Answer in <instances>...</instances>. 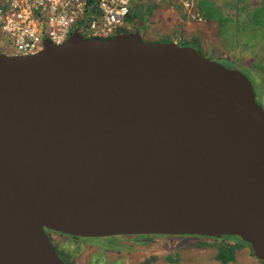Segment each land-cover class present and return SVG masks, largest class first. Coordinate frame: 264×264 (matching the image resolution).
I'll use <instances>...</instances> for the list:
<instances>
[{
	"label": "water",
	"instance_id": "95a60500",
	"mask_svg": "<svg viewBox=\"0 0 264 264\" xmlns=\"http://www.w3.org/2000/svg\"><path fill=\"white\" fill-rule=\"evenodd\" d=\"M49 231L234 237L264 264L252 80L138 32L0 51V264H66Z\"/></svg>",
	"mask_w": 264,
	"mask_h": 264
},
{
	"label": "rangeland",
	"instance_id": "374dc122",
	"mask_svg": "<svg viewBox=\"0 0 264 264\" xmlns=\"http://www.w3.org/2000/svg\"><path fill=\"white\" fill-rule=\"evenodd\" d=\"M201 2L204 5L203 8H198L197 3H194L198 18L191 20L195 23L205 24V28L207 27L210 32L203 33L198 38H193V35L181 38L179 33H175L183 30L182 26L175 25V18H180L184 13L189 17L177 1L133 0L131 12L135 16H144L145 24H140L142 29H139V33L142 34L145 42L165 43L164 41L174 42L176 40L180 46L197 49L206 59L246 74L254 84L258 103L264 108V0H201ZM257 8L259 9L254 22L252 17ZM199 9L201 14L197 11ZM207 9L210 10L207 12L208 15ZM158 12L161 15L159 21L155 18V14L158 15ZM161 21L162 23L166 21L165 28L159 27ZM135 22V19L133 21L126 20L125 30L127 32L137 31L138 25ZM184 33L191 34L192 31L188 30ZM251 34L256 36L253 41L258 39L259 43L261 42L259 45L257 44L258 46L249 39ZM238 43L241 44L238 45ZM0 51L2 53L9 52L4 49H0ZM250 62H252L251 67H248ZM52 235L57 249L67 264H138V258H148V256L144 257L148 250L166 248L161 242L154 246L138 243L139 237L83 240L55 233ZM230 241H236V245H241L240 241L235 238ZM199 245L206 248L209 251L207 254H210L208 244ZM242 245H244V249L237 252V255L227 253L224 256L225 259L230 260L228 264H259L251 248L246 244ZM216 247L219 248L220 244H216ZM136 254L140 256L136 257ZM154 261L157 264H164L162 258L153 260V263ZM190 264L201 263L198 259Z\"/></svg>",
	"mask_w": 264,
	"mask_h": 264
},
{
	"label": "built area",
	"instance_id": "2783aa9c",
	"mask_svg": "<svg viewBox=\"0 0 264 264\" xmlns=\"http://www.w3.org/2000/svg\"><path fill=\"white\" fill-rule=\"evenodd\" d=\"M192 20L195 0H175ZM133 0H0V49L34 56L49 40L62 45L72 34L109 39L126 26Z\"/></svg>",
	"mask_w": 264,
	"mask_h": 264
},
{
	"label": "flooded vegetation",
	"instance_id": "af4514ba",
	"mask_svg": "<svg viewBox=\"0 0 264 264\" xmlns=\"http://www.w3.org/2000/svg\"><path fill=\"white\" fill-rule=\"evenodd\" d=\"M235 63V62H234ZM54 232H48V234L52 238V243L57 250L60 258L65 262L63 256L61 255V252L59 249H57V245L54 242L53 234ZM58 234V233H55ZM61 236L62 235L58 234ZM71 237V236H69ZM138 238V243L146 244L149 246H154L158 244V242H161L163 245L166 246V248L162 250H155L150 249L147 251V254L144 255L148 256V258H138V264H157L153 263V260H158L162 258V261L164 264H190L193 261H197L199 259L201 264H226L223 262L224 256L227 253L235 252V255H237V252L242 251L245 244L240 239L235 238L240 241V244H235L236 241H230V239H234V237H202V236H189V235H146V236H129ZM126 237V238H129ZM74 238V237H73ZM121 238V237H116ZM125 238V237H124ZM82 239V238H78ZM86 240V239H83ZM206 243L209 246L210 254L208 255L209 251L206 250V248H203L199 244ZM216 244H220V247L217 248ZM160 251L161 253L157 252ZM163 251V252H162ZM196 251L194 254L193 252ZM135 256V255H133ZM140 255L136 254V257H139ZM218 257V259H217ZM259 262V261H258ZM66 263V262H65ZM67 264V263H66ZM228 264V263H227ZM259 264H261L259 262Z\"/></svg>",
	"mask_w": 264,
	"mask_h": 264
},
{
	"label": "crops",
	"instance_id": "0c3cea01",
	"mask_svg": "<svg viewBox=\"0 0 264 264\" xmlns=\"http://www.w3.org/2000/svg\"><path fill=\"white\" fill-rule=\"evenodd\" d=\"M170 2L172 1V0H169ZM173 1H175V0H173ZM195 2L197 3V5H198V8H203L204 7V5H203V3L201 2V0H195ZM181 5V4H180ZM199 13H200V9L199 10H197ZM148 12H151V11H148ZM159 13V12H158ZM201 14V13H200ZM163 16H165V14H163ZM155 18H156V20L157 21H159L160 20V18H161V15H160V13L157 15V13L155 14ZM253 18V17H252ZM166 21H164L163 23H162V21L161 22H159V27L162 29V28H165V23ZM174 23H175V25H177V26H182V28H183V30L182 31H179V32H175V33H179V37H181V38H183V37H187L186 35H193L192 37L193 38H198V37H200L201 35H203V33L205 34V33H207V32H210V31H208V29H207V27L205 28V24H201V22L200 23H195V22H193L192 20H191V18H190V16L188 17V16H186L185 15V13L183 14V16H181L180 18H175V20H174ZM126 29V28H125ZM192 31V33L191 34H185L184 33V31ZM249 32H253V33H255L254 31H249ZM175 37V36H174ZM191 37V38H192ZM256 36H255V34H251L250 36H249V39L253 42V43H255L256 45L258 44H260L259 43V41H258V39L256 40V41H253L254 40V38H255ZM188 39V38H187ZM167 40V39H166ZM235 40V39H234ZM236 41V40H235ZM165 42V41H164ZM166 42H173V41H166ZM165 42V43H166ZM174 42H176V40L174 41ZM210 42H212V40L210 39ZM176 43H178L179 44V42H176ZM237 44V43H236ZM235 44V45H236ZM241 43H238V45H240ZM228 45H230V43H228ZM257 45V46H258ZM250 46V45H249ZM248 50H249V48H247ZM226 55V54H225ZM230 55V54H229ZM231 61V60H230ZM235 62V61H234ZM236 63V62H235ZM251 64H252V62H250V64H248L247 66L248 67H251Z\"/></svg>",
	"mask_w": 264,
	"mask_h": 264
},
{
	"label": "trees",
	"instance_id": "16d2710c",
	"mask_svg": "<svg viewBox=\"0 0 264 264\" xmlns=\"http://www.w3.org/2000/svg\"><path fill=\"white\" fill-rule=\"evenodd\" d=\"M92 2V0H89V3H91ZM263 8V7H262ZM258 9L259 8H257V10L254 12V14H253V21L255 22V20H256V18H257V13H258ZM132 11V10H131ZM130 11V14L128 15V17H127V21H133L134 19L136 20V24L138 25H136L137 26V31H135V32H138L139 33V29L141 28L140 27V24H145V20H144V16L143 15H139V16H135V15H133L132 14V12ZM208 11H210L209 9H207L206 10V13L208 12ZM207 15H208V13H207ZM221 22V21H220ZM253 22V25H255V23ZM142 29V28H141ZM124 32H127L125 29H123L120 33H124ZM130 33H132V32H130ZM86 38H89V37H86ZM166 42V41H165ZM248 247H250L248 244H246ZM232 255L234 254L235 255V252H232L231 253ZM223 259V262L224 263H229V261L230 260H228L227 258L225 259V258H222Z\"/></svg>",
	"mask_w": 264,
	"mask_h": 264
},
{
	"label": "clouds",
	"instance_id": "9594fccd",
	"mask_svg": "<svg viewBox=\"0 0 264 264\" xmlns=\"http://www.w3.org/2000/svg\"><path fill=\"white\" fill-rule=\"evenodd\" d=\"M7 53V52H6Z\"/></svg>",
	"mask_w": 264,
	"mask_h": 264
}]
</instances>
